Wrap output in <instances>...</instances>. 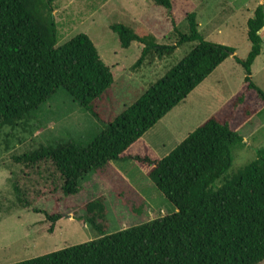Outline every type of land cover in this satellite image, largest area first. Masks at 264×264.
I'll return each mask as SVG.
<instances>
[{
  "label": "trees",
  "instance_id": "trees-1",
  "mask_svg": "<svg viewBox=\"0 0 264 264\" xmlns=\"http://www.w3.org/2000/svg\"><path fill=\"white\" fill-rule=\"evenodd\" d=\"M153 2L172 7L171 0ZM54 9L53 0H0V127L24 124L59 89L98 119L96 109L114 83L112 71L84 33L56 47ZM196 17L195 12L187 14L188 33L175 29L174 44H159L142 28L111 24L121 47L143 44L135 68L148 57L171 55L183 43L196 44L87 145L67 142L24 152L14 157L23 169L11 180L18 205L27 208L57 192L77 194L88 174L130 159L148 169L147 176L176 211L109 234L103 224V199L97 198L85 210L86 223L98 238L12 264L264 262V148L215 185L231 167L233 146L243 141L239 129L264 111V91L252 80V65L261 53L264 5L247 20L250 50L245 59L237 57L233 47L205 40ZM229 56L245 72L234 96L162 159H154L145 146L143 156L125 155ZM114 175L126 182L117 171ZM46 218L52 231L60 214L46 213Z\"/></svg>",
  "mask_w": 264,
  "mask_h": 264
},
{
  "label": "rangeland",
  "instance_id": "rangeland-1",
  "mask_svg": "<svg viewBox=\"0 0 264 264\" xmlns=\"http://www.w3.org/2000/svg\"><path fill=\"white\" fill-rule=\"evenodd\" d=\"M171 1L172 7L167 10L153 0H53L58 31L56 47L80 33L88 35L110 67L114 83L96 109L98 119L64 89H59L24 124L0 127V264H12L98 238V233L86 223L85 210V205L97 198L103 199L106 216L103 224L109 234L176 211L147 176L148 169L130 159L113 161L106 170L88 174L77 194L57 192L27 208L18 205L11 184L12 178L23 169L14 157L41 145L67 142L87 145L109 120L133 104L196 44L183 43L171 55L148 57L135 68L142 44L135 41L128 48L121 47L111 24L142 28L154 35L159 44H174L178 38L175 29L188 33L187 14L195 12L198 31L205 40L233 47L237 57L246 58L250 50L247 20L253 17L258 5H264V0ZM262 40L261 53L252 65V80L264 91V32ZM244 75L243 67L229 56L125 155L143 156L147 153L142 150L145 146L154 159L167 156L241 89ZM238 133L243 141L233 146L231 167L216 180V186L221 185L224 177L252 162L256 149L264 148V111ZM116 171L125 183L116 178ZM46 213L60 214L52 231Z\"/></svg>",
  "mask_w": 264,
  "mask_h": 264
},
{
  "label": "crops",
  "instance_id": "crops-1",
  "mask_svg": "<svg viewBox=\"0 0 264 264\" xmlns=\"http://www.w3.org/2000/svg\"><path fill=\"white\" fill-rule=\"evenodd\" d=\"M56 21H57V20H56ZM263 32H264V27L259 31V34H260V36H261V39H262V34H263ZM262 42H263V40H262ZM142 48H143V44L141 45V49H142ZM235 52H236V50H235ZM232 57H233V56H232ZM233 58H234V57H233ZM256 59H257V58H256ZM256 59H255V60H256ZM254 62H255V61H254ZM222 64H223V63H221L219 66H221ZM219 66H218V67H219ZM218 67H217V68H218ZM252 70H253V68H252ZM199 85H200V84H199ZM199 85H198V86H199ZM260 88H261V87H260ZM261 89H262V88H261ZM233 95H234V94H233ZM233 95H232V96H233ZM187 97H188V96H187ZM215 112H216V111H215Z\"/></svg>",
  "mask_w": 264,
  "mask_h": 264
}]
</instances>
